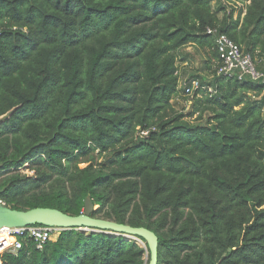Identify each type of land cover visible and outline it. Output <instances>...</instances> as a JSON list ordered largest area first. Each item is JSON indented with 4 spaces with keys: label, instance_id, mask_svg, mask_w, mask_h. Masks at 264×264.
Segmentation results:
<instances>
[{
    "label": "trees",
    "instance_id": "obj_1",
    "mask_svg": "<svg viewBox=\"0 0 264 264\" xmlns=\"http://www.w3.org/2000/svg\"><path fill=\"white\" fill-rule=\"evenodd\" d=\"M211 2L0 0L5 206L78 215L89 198L92 217L153 231L157 264H264V83L216 76L220 57L206 33L218 27L253 59L264 56V0ZM186 44L206 53L214 92L197 89L182 113L172 100ZM26 163L31 176L21 173ZM148 260L136 240L77 229L1 256V264Z\"/></svg>",
    "mask_w": 264,
    "mask_h": 264
},
{
    "label": "built area",
    "instance_id": "obj_2",
    "mask_svg": "<svg viewBox=\"0 0 264 264\" xmlns=\"http://www.w3.org/2000/svg\"><path fill=\"white\" fill-rule=\"evenodd\" d=\"M206 33L212 35L216 51L220 57L216 76L230 77L239 82L264 83V69L258 67L249 53L244 52L237 43L220 32L218 27L207 28ZM176 74H178V70ZM178 87L184 94L193 95L199 88H207L209 92H214L212 87L201 86L196 79L188 83L179 82ZM147 133V130L139 129L137 134L144 137L147 136ZM21 173L31 176L34 171L26 163L21 169ZM0 204L5 205V202L0 199ZM57 230L62 229L39 224L0 228V264L2 254H16L22 248L25 239L32 240L35 248L41 250L50 235Z\"/></svg>",
    "mask_w": 264,
    "mask_h": 264
},
{
    "label": "water",
    "instance_id": "obj_3",
    "mask_svg": "<svg viewBox=\"0 0 264 264\" xmlns=\"http://www.w3.org/2000/svg\"><path fill=\"white\" fill-rule=\"evenodd\" d=\"M93 204L86 198L84 208L78 215H69L56 208L33 207L29 209H13L0 204V228L18 227L26 225H45L59 229L103 231L110 234L124 236L129 240H136L146 245L149 252L147 264H157L156 234L143 226H130L112 220L92 217Z\"/></svg>",
    "mask_w": 264,
    "mask_h": 264
},
{
    "label": "rangeland",
    "instance_id": "obj_4",
    "mask_svg": "<svg viewBox=\"0 0 264 264\" xmlns=\"http://www.w3.org/2000/svg\"><path fill=\"white\" fill-rule=\"evenodd\" d=\"M216 8V4L213 5ZM231 6L227 5L226 10L229 11ZM177 66H178V76L180 83H188L189 81L196 79L198 83L204 84L206 86L213 79V76L209 74L205 69V60L207 59L206 53L203 49L195 46L193 44H186L178 51ZM264 56L258 57L256 54L254 56V61L260 69H264ZM262 94L256 97L257 100H260ZM192 94H184L182 91H179L178 95L172 100L174 108L178 112L186 113L191 110L192 102L190 99ZM264 112V105H263ZM196 114L192 117H188L190 120L194 119ZM107 155L101 156L99 161H102L106 158ZM84 164H82L83 166ZM89 231V230H84ZM139 245L144 247V244L137 241ZM145 260L147 258V253H145Z\"/></svg>",
    "mask_w": 264,
    "mask_h": 264
},
{
    "label": "crops",
    "instance_id": "obj_5",
    "mask_svg": "<svg viewBox=\"0 0 264 264\" xmlns=\"http://www.w3.org/2000/svg\"><path fill=\"white\" fill-rule=\"evenodd\" d=\"M211 4H212V6L215 5V0H212ZM222 16H223V13H222V12H219V13H218V17L221 18ZM235 16H236V12H234V14H233V18H234Z\"/></svg>",
    "mask_w": 264,
    "mask_h": 264
}]
</instances>
